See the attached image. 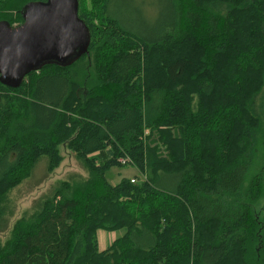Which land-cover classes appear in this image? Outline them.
Listing matches in <instances>:
<instances>
[{
	"label": "trees",
	"instance_id": "obj_1",
	"mask_svg": "<svg viewBox=\"0 0 264 264\" xmlns=\"http://www.w3.org/2000/svg\"><path fill=\"white\" fill-rule=\"evenodd\" d=\"M31 2L0 0V22ZM112 3L79 0L91 43L73 65L0 82V233L62 145L90 173L15 222L0 264H264V0H168L149 30ZM128 165L142 177L107 181ZM99 231L123 235L100 251Z\"/></svg>",
	"mask_w": 264,
	"mask_h": 264
},
{
	"label": "water",
	"instance_id": "obj_2",
	"mask_svg": "<svg viewBox=\"0 0 264 264\" xmlns=\"http://www.w3.org/2000/svg\"><path fill=\"white\" fill-rule=\"evenodd\" d=\"M24 22H0V82L18 88L47 65L69 67L89 50L91 34L79 17V0L31 2Z\"/></svg>",
	"mask_w": 264,
	"mask_h": 264
},
{
	"label": "rangeland",
	"instance_id": "obj_3",
	"mask_svg": "<svg viewBox=\"0 0 264 264\" xmlns=\"http://www.w3.org/2000/svg\"><path fill=\"white\" fill-rule=\"evenodd\" d=\"M168 0H113L112 13L124 25L131 26L135 30H149L159 28V23L168 19ZM157 5V12L150 6ZM160 5V6H159ZM60 153L63 157L61 166L51 175H46V169L40 165L33 177L25 181L19 188L13 190L8 197V205L11 206L13 215L10 217L9 228L0 233V241L4 242L10 235V230L16 221L23 217H31L38 206L37 203L45 196L53 194L62 182L76 185L86 182L90 178V173L84 163L79 161L75 153L62 145ZM142 177L140 172L132 165L125 167H114L106 173L107 181L117 186L124 179ZM61 183V184H60ZM255 212L260 216L264 215V200L254 206ZM123 232H98V248L100 251L107 249L114 240L121 237Z\"/></svg>",
	"mask_w": 264,
	"mask_h": 264
},
{
	"label": "built area",
	"instance_id": "obj_4",
	"mask_svg": "<svg viewBox=\"0 0 264 264\" xmlns=\"http://www.w3.org/2000/svg\"><path fill=\"white\" fill-rule=\"evenodd\" d=\"M121 162H122L123 164H125L126 161H125V160H121ZM132 182H135V181H132Z\"/></svg>",
	"mask_w": 264,
	"mask_h": 264
}]
</instances>
